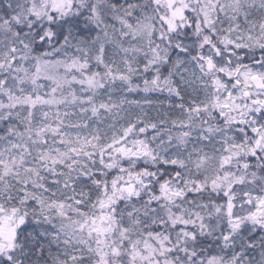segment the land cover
I'll use <instances>...</instances> for the list:
<instances>
[{
    "label": "snow or ice",
    "instance_id": "6c2138e0",
    "mask_svg": "<svg viewBox=\"0 0 264 264\" xmlns=\"http://www.w3.org/2000/svg\"><path fill=\"white\" fill-rule=\"evenodd\" d=\"M0 264H264V0H0Z\"/></svg>",
    "mask_w": 264,
    "mask_h": 264
}]
</instances>
